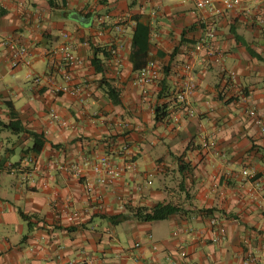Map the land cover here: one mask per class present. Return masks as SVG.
<instances>
[{"label":"crops","instance_id":"0c3cea01","mask_svg":"<svg viewBox=\"0 0 264 264\" xmlns=\"http://www.w3.org/2000/svg\"><path fill=\"white\" fill-rule=\"evenodd\" d=\"M6 37L26 49L14 69ZM63 45L83 59L70 81ZM149 61L158 75L139 82ZM186 79L195 89L179 102ZM64 83L80 91H56ZM0 123V264H264V0L221 13L189 0H0ZM102 157L122 167L114 183L85 163ZM158 201L180 210L109 219Z\"/></svg>","mask_w":264,"mask_h":264},{"label":"built area","instance_id":"2783aa9c","mask_svg":"<svg viewBox=\"0 0 264 264\" xmlns=\"http://www.w3.org/2000/svg\"><path fill=\"white\" fill-rule=\"evenodd\" d=\"M186 1V0H185ZM193 3L194 7L196 9L202 10V11H209L214 13H221L223 10H230L234 9L238 6H240L244 0H189ZM120 23H117L115 26L116 28L119 26ZM64 37L67 36V34H63ZM206 36L207 38H212L214 36V30L211 26H208L206 29ZM2 44L7 48L8 50V57L10 66L12 69L19 67L21 57L25 53L26 49L23 46H20L18 43H16L12 38L6 37L2 40ZM114 53L115 51L112 50ZM208 52L211 55H214L216 58H219V53L215 52L212 48L208 49ZM59 55V64L60 68H63L65 71L63 72L62 78L65 81L72 80L70 70L78 69L83 65V59L76 55L68 46L63 45L59 49H56V52ZM157 68L154 62L149 61L145 66H143L141 69H139L137 73V80L139 82H150L155 77H157ZM231 74L227 76L225 79L226 81H231ZM228 79V80H227ZM33 80L35 82L40 81L39 76H33ZM195 89V83L191 80H185L183 85L179 88V90L176 93V99L179 102H183L186 100L187 96L193 92ZM56 91H70L72 94H76L80 91L79 85H72L68 86L66 83L58 85L56 88ZM251 114H253L252 111H250ZM86 164H90L93 171L96 174V181L100 184H107V183H114L117 179H119L122 167L114 166L113 164L109 163V160H107L106 157H102L99 161L92 163L89 162ZM74 173L77 176H80L81 173V167L79 165H74L73 167ZM243 174H247L246 171H243ZM72 219V217H70ZM210 223L212 226V232H213V241H219L224 239L225 237V225L224 223L219 220L217 217L212 216L210 218Z\"/></svg>","mask_w":264,"mask_h":264},{"label":"trees","instance_id":"16d2710c","mask_svg":"<svg viewBox=\"0 0 264 264\" xmlns=\"http://www.w3.org/2000/svg\"><path fill=\"white\" fill-rule=\"evenodd\" d=\"M49 3H51V0H49ZM147 33H148V28L145 25H142L141 23L136 22L134 30H133V36H132V46L133 47L134 45L137 46V48L139 49V52L141 53L144 52V49L141 47L139 37L146 38ZM101 52L102 54H105V55L107 54L105 49H101ZM91 62L95 68L100 69V70L102 69L101 66L103 65V63L100 61V59H93ZM103 84H104V92L106 96L109 99H111V101H113L114 103L119 104L120 98H119L118 88H116L113 84H111L108 81H104ZM166 112L167 110L164 104L157 106L155 108V119L157 120L163 119L166 116ZM0 124H3L4 126H7V125L10 126V123H7V125L4 123H0ZM10 128L12 130H15L16 132L26 131V129L23 127L14 128V126H11ZM178 169L179 171H184V170L187 171L188 167L185 162H181ZM179 210H180V207L171 201H158L151 206L130 207L126 214L120 213L118 215H113V216H110L109 219L113 221L114 223L129 219V218H133V219L141 220V221H158V220H163V219L168 218L170 215L176 213ZM24 217L28 218L26 216ZM77 264H84V263H77Z\"/></svg>","mask_w":264,"mask_h":264},{"label":"water","instance_id":"95a60500","mask_svg":"<svg viewBox=\"0 0 264 264\" xmlns=\"http://www.w3.org/2000/svg\"><path fill=\"white\" fill-rule=\"evenodd\" d=\"M72 18H74V19H76V20H79V21H81V22H88L87 19L82 18V17H80V16L77 15V14H72Z\"/></svg>","mask_w":264,"mask_h":264}]
</instances>
